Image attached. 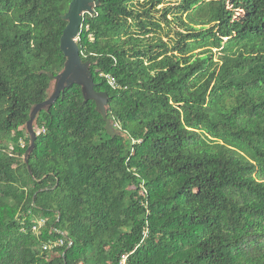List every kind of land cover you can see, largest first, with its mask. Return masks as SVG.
I'll use <instances>...</instances> for the list:
<instances>
[{
    "label": "trees",
    "instance_id": "obj_1",
    "mask_svg": "<svg viewBox=\"0 0 264 264\" xmlns=\"http://www.w3.org/2000/svg\"><path fill=\"white\" fill-rule=\"evenodd\" d=\"M70 3L0 0V264H264V0H92L25 162Z\"/></svg>",
    "mask_w": 264,
    "mask_h": 264
},
{
    "label": "water",
    "instance_id": "obj_2",
    "mask_svg": "<svg viewBox=\"0 0 264 264\" xmlns=\"http://www.w3.org/2000/svg\"><path fill=\"white\" fill-rule=\"evenodd\" d=\"M91 3L92 0H71L69 6V12L67 15L63 16V19L68 20V23L63 31L61 44L64 48H67L68 46L70 47L71 50L70 56L67 65L65 67V70L63 71L62 75L57 79L54 96L36 105L34 111L32 112L30 120L27 122L26 128H27V132L31 136V144L28 150L26 151L25 155L23 156L25 162L27 161V157L35 145V140L37 135L32 128V124L38 112L44 106L53 105L60 98L63 84L67 82L68 78L72 74L73 68L76 65L81 64L79 48L76 44V40L73 34L78 33V31L80 30V26L82 24L84 14L86 13L93 14ZM87 73H88L87 83L83 88L85 101H88L90 99L93 100L96 105L98 113L105 116L106 107L109 101V96L105 92H97L95 90V84L93 78L88 71Z\"/></svg>",
    "mask_w": 264,
    "mask_h": 264
},
{
    "label": "rangeland",
    "instance_id": "obj_3",
    "mask_svg": "<svg viewBox=\"0 0 264 264\" xmlns=\"http://www.w3.org/2000/svg\"><path fill=\"white\" fill-rule=\"evenodd\" d=\"M87 79H88V73L86 71L85 66H82L81 64H79L73 68L72 74L68 78L67 83L68 84H72V83L80 84L84 88L87 83ZM54 85L55 83H52L51 92H53L54 90Z\"/></svg>",
    "mask_w": 264,
    "mask_h": 264
},
{
    "label": "built area",
    "instance_id": "obj_4",
    "mask_svg": "<svg viewBox=\"0 0 264 264\" xmlns=\"http://www.w3.org/2000/svg\"><path fill=\"white\" fill-rule=\"evenodd\" d=\"M110 84L114 85V81L110 80ZM43 224H44V220L37 221L36 224L33 226L32 231L34 233H37L38 230L43 226ZM62 245H64V241L63 240H59V241H56V242H49L48 244L44 245V250L51 249V248L57 247V246H62ZM70 245H71V243H69V246ZM126 259H127V257L124 256L123 259H122L121 264H125Z\"/></svg>",
    "mask_w": 264,
    "mask_h": 264
}]
</instances>
